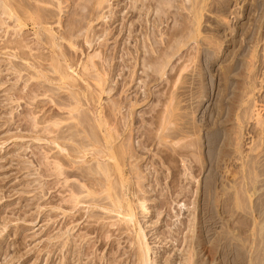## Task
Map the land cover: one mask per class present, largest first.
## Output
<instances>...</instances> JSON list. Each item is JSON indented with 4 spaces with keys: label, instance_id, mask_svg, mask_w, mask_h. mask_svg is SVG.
Listing matches in <instances>:
<instances>
[{
    "label": "rangeland",
    "instance_id": "374dc122",
    "mask_svg": "<svg viewBox=\"0 0 264 264\" xmlns=\"http://www.w3.org/2000/svg\"><path fill=\"white\" fill-rule=\"evenodd\" d=\"M172 1L162 4L163 12L154 0H108L97 11L100 21L83 20L77 33L82 42L93 31L89 40L97 45L85 55L117 51L99 61L110 74L98 102L109 108L107 119L127 125L123 143L139 152L127 162L138 173L130 181L144 207L128 196L136 208L135 230L143 231L148 247L145 263L264 264V0ZM193 2L201 14L196 30ZM5 15L0 10V47L16 38L15 23ZM24 33L35 45L33 31ZM14 52L0 49V264H85V257L80 263L68 258L64 243L77 249L91 243L89 257L108 264L111 252L96 249L95 235L82 238L90 208L80 211V221L62 225L72 211L60 184L50 188L47 172L58 150L48 135L36 133L42 125L34 126L53 103L49 93L29 91L24 72L12 70L9 61L20 62ZM183 65L186 71L174 73ZM169 100L173 139L164 140L160 125ZM40 101L46 105L35 109ZM172 146L186 151L170 161L159 151ZM94 210L103 213L104 224L119 219ZM134 227L108 239L115 241L117 264H138L129 243Z\"/></svg>",
    "mask_w": 264,
    "mask_h": 264
},
{
    "label": "bare ground",
    "instance_id": "6f19581e",
    "mask_svg": "<svg viewBox=\"0 0 264 264\" xmlns=\"http://www.w3.org/2000/svg\"><path fill=\"white\" fill-rule=\"evenodd\" d=\"M107 1L0 0L2 14H6V19H12L11 22L14 21V26L16 27V38H13V41L10 40L6 44L4 43V46L0 47V49L9 48L15 51L11 56L20 62H9L11 63L12 70L16 68L17 75H20L22 72L25 73L24 75L27 76V80L31 82L28 87L29 91H38L43 97H46L47 93L50 94L48 98L51 99L50 102L53 103L54 110L50 113L46 109L44 113L48 112V114L42 116L40 122L36 121L34 126L41 124L42 127L40 129H35L36 133L40 130L43 134L48 135V138L46 136L47 140L50 139V144L54 145L58 150V152L53 153L49 157L51 160H48L47 166L49 168L47 167V172L48 177H52L53 180L50 188L54 189L57 184H60L57 190L58 192L66 194L63 197V202L66 204L65 208L72 211V213L70 212L63 216L64 224L62 225H70V223L80 221L83 217L80 211L85 208H90L87 211V225L81 228L84 231L82 238L85 240L86 236L94 234L96 238H94L96 240L95 244L97 245L96 249L106 248L107 251L111 252L107 259L108 264H117L114 258L117 251L112 253L115 241L108 239L115 231L117 232V236L120 237L124 228H133L134 222L137 223L136 213L134 211L136 208L133 205L131 208L132 200L129 199L128 194L136 198L140 208L144 207L145 198H139V195L135 194L130 181L131 176L138 175V173L127 162L130 158L139 157L134 153L139 152L136 149H129L128 147L130 146L127 147L123 143L125 141L123 129L127 125L122 126L113 119H107L105 112L109 111V108L108 110L101 108L98 102L100 96L105 92L103 87L110 74V69L107 68L108 66L105 67L99 61L103 58L105 59V57L111 58L115 56L117 53L116 49L115 52L113 50L107 55V49L104 50L105 53L101 50L102 44H104L102 43L98 44L101 50L99 53L93 52L90 55H85V50L91 49L93 51V48L97 45L89 40V33L93 31L89 30V33L84 38L82 37V42L78 39L79 35H77L78 32L85 28L83 20L94 21L98 19L97 11ZM154 1L161 6L160 8L158 6L159 10L163 11L162 4L167 5L172 0ZM66 7L67 10H64ZM85 7L88 11L83 14L81 10ZM190 8L192 24L196 30L201 17L197 2L191 3ZM158 15L162 14L159 13ZM27 29L32 30L35 36L34 47H31L25 41L24 31ZM44 49L46 53H43ZM81 54L84 56V60L79 62ZM148 60L153 59L149 58ZM159 65L157 64V68H155L157 74H160L158 71L162 72L165 64ZM183 70H187L185 65L180 68L177 67L174 73L180 74ZM51 84L56 87H53ZM60 90L62 93L59 92ZM22 96L28 97L26 94ZM170 101L165 108L164 116L161 118L160 131L164 140L166 138L173 139L169 134V128L171 126V122L169 121V115L171 114V109H169ZM40 103L42 102H36L35 106H33L34 104L32 106L35 109L42 110L46 104ZM82 108H85L87 113L82 112ZM120 128H122V131ZM36 139L39 140L38 137ZM184 150V147L175 148L172 146L165 147L159 152L162 154V157L172 161L174 158L173 154L179 155ZM46 157L48 158V156ZM87 158L90 159L88 160ZM71 178L74 179L73 183L68 182ZM135 179L138 181V176ZM59 180H61V183H59ZM93 208H99L107 211V213H114L119 219L117 222L104 224V221L101 222V220H105L102 217L103 213L101 214V212L95 211ZM108 225L109 227L115 226V229L108 231L106 229ZM144 237L143 231L139 229L137 232L134 227V236L130 239L131 242L129 243L135 247V249H132L131 255L134 256L138 264H146L145 255L148 252V247L146 242H144ZM64 246H66L65 251H70L67 257H72L75 262L80 263L81 258L85 257V264H96V260L93 257H89V251L92 249L91 243H88L84 247L79 246L78 249L72 244L66 245L64 243Z\"/></svg>",
    "mask_w": 264,
    "mask_h": 264
}]
</instances>
